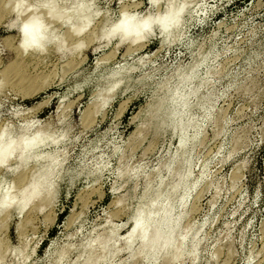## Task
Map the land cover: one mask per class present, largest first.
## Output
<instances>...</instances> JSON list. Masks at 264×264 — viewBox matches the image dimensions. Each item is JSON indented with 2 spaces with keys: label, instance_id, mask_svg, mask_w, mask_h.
<instances>
[{
  "label": "rangeland",
  "instance_id": "374dc122",
  "mask_svg": "<svg viewBox=\"0 0 264 264\" xmlns=\"http://www.w3.org/2000/svg\"><path fill=\"white\" fill-rule=\"evenodd\" d=\"M85 1L94 12L89 28L97 36L124 8L139 17L157 12L148 0ZM173 1L185 2L176 36L164 39L157 29L154 38L131 50L117 40L75 38L65 42L63 55L52 49L37 55L18 51V32L6 24L10 6L0 0V127L13 134L25 127L29 134L37 129L52 134L58 142L38 152L61 163L48 208L12 212L5 220L0 215L5 264H15L13 250L22 246L31 254L26 264H53L59 251L65 253L61 264H74L86 255L77 259L82 244L110 227L116 238L124 234L146 201L144 187L150 184L154 194L161 180H175L159 168L181 152L173 124L180 120L186 122L188 183H194L181 227H192L190 236L198 229L199 245L194 258L190 242L181 258L166 264H264V0ZM72 2L29 0L39 11ZM157 2L163 12L167 0ZM48 26L59 37L66 31ZM78 43L80 50L73 51ZM188 69L193 80L179 88L195 87V95L184 104L170 101V123L158 125L145 107L162 94L160 86L174 87L177 74ZM5 70L24 83L5 77ZM118 71L121 82L110 92L113 97L93 113L95 99ZM234 139L239 145L232 151ZM124 169L135 173L118 174ZM0 177L6 187L18 178ZM123 252L108 264H150ZM157 264H164L163 257Z\"/></svg>",
  "mask_w": 264,
  "mask_h": 264
},
{
  "label": "bare ground",
  "instance_id": "6f19581e",
  "mask_svg": "<svg viewBox=\"0 0 264 264\" xmlns=\"http://www.w3.org/2000/svg\"><path fill=\"white\" fill-rule=\"evenodd\" d=\"M132 1L135 2L134 0H129V2ZM13 3L14 0H4L3 5L4 7H8ZM148 4L150 5V10L154 6H157V12L153 14L149 11L139 18L142 19L145 16H153L156 18L159 21L157 29L164 39L170 36L169 34L176 36L175 31L179 28L185 2L177 4L173 0H167L163 12H158L160 10L157 0H148ZM33 5H35V8L30 11L28 15H38L40 17L43 28L40 32L41 39L37 41V45L41 49H46V51L29 52L31 54L41 55L52 49L55 53L63 55L66 53L65 42L68 39L78 38L85 42H94L98 39H104L108 42L112 40L111 38L106 39V37H108L109 29L113 24L103 30L99 36L95 33L96 28H89L94 12L85 0H74L70 6H64L63 8L52 7L48 10L39 11V13L38 11L36 12V7L38 5ZM120 12L119 19L122 14H130L125 8ZM10 21L6 23L7 27H15ZM49 23L55 26L65 27L66 31L63 37H59L55 29L48 26ZM18 39L19 44L17 49L21 53H25L20 47L19 36ZM143 43L136 45L127 44L128 50H131V48H139ZM81 45L83 44H76L73 51L80 48ZM117 45H121V43L117 41ZM2 73L5 77H8V79L12 74L7 70ZM119 74V71L111 74L110 78H115V80L111 81L104 91H100L98 99L96 98L95 102L93 101V113H98L105 106L106 102L113 97L110 92L114 90L116 84L121 82V80H117ZM177 78L178 81L174 87H168L167 84L160 86L159 93L162 94L156 97V101L147 104L145 107L149 118L156 120L160 126L170 123V114L167 110L170 101H183L184 104L188 97L194 96L196 93L197 88L195 87H191L188 91L185 90L188 89V87L182 91H180L182 86L179 88L180 85L189 86L191 80H193L190 69H188L187 72L177 74ZM10 79H16L15 82L18 85L24 83V79L21 77L18 78L16 75L11 76ZM1 85L2 82L0 81V88ZM174 107H176V105ZM172 109L174 108L172 107ZM134 119L133 117L132 120ZM185 123L186 122L183 123L181 120L177 123H173L176 124L175 126L181 134L179 135V149L181 152L177 154L176 157L174 156L175 159L172 157V160H168L161 164L159 168V170H165L169 174V177L173 176L175 180L171 183H166L165 180L160 179V190L154 194L150 193L151 185L147 184L141 195V199H145L146 201L144 200L145 203L143 206H138L131 218L128 217L130 223L126 232L116 238V228L110 227L101 235L82 244V251L77 255V259L79 260L84 252L86 255L84 259L82 258V261H76L74 264L78 262L79 264H108L116 254L123 251L127 252V259H131L135 262L146 260L150 264H157L159 258L163 257V262L166 264L169 261L181 258L186 252V243L189 244L190 242L193 248L190 255L194 258V250H196L199 245V241L197 240L199 230L197 229L190 236L189 231L192 227L190 228L186 225L183 229L181 227V223L185 217L189 191L194 187V183H188L190 178V159L187 156L186 138L183 136ZM172 125L170 124V126ZM136 133L138 134L139 130H137ZM26 141H30L31 144H26ZM57 142V138L53 137L52 134L48 132H43L42 129H37L32 134H29L25 127L21 129L18 134H13L11 130L5 129L3 126L0 127V176L2 173H8L12 174L14 178L18 177L14 184L10 183L7 187L0 177V215L4 217L2 218L3 220L7 219L12 212L20 215L28 209V211L25 212L26 215L29 210H35V212L40 213L50 206L53 196L55 195V182L56 178L59 176L61 163L54 156L40 154L38 149L44 145L55 144ZM238 145V139H234L232 151H235ZM44 161L46 163H44ZM131 173L134 174L135 172L130 169H124L118 174L124 176L130 175ZM119 202L120 199H117L113 204H118ZM13 251L12 254L15 264H26L31 256V254L25 252L24 246ZM3 253L4 252L0 250V264H5ZM64 255L65 253H60L59 251V254L52 263L61 264ZM124 263V261L121 262V264ZM133 264L135 263L133 262Z\"/></svg>",
  "mask_w": 264,
  "mask_h": 264
},
{
  "label": "clouds",
  "instance_id": "9594fccd",
  "mask_svg": "<svg viewBox=\"0 0 264 264\" xmlns=\"http://www.w3.org/2000/svg\"><path fill=\"white\" fill-rule=\"evenodd\" d=\"M10 7L13 17L10 23L15 26L11 30L18 32L20 47L26 53L46 51L37 45V41L41 39L40 32L43 28L40 17L28 15L35 5L30 4L29 0H14ZM37 11L39 10L37 9ZM158 26L159 21L153 16H145L141 19L135 14H122L121 18L110 27L106 39L111 38L121 44H140L154 38ZM25 143L31 144L30 141Z\"/></svg>",
  "mask_w": 264,
  "mask_h": 264
}]
</instances>
